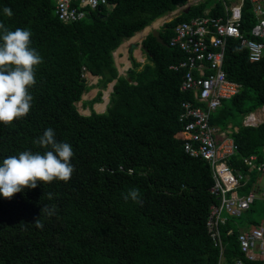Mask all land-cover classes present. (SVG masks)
<instances>
[{"label":"trees","instance_id":"obj_1","mask_svg":"<svg viewBox=\"0 0 264 264\" xmlns=\"http://www.w3.org/2000/svg\"><path fill=\"white\" fill-rule=\"evenodd\" d=\"M108 1L113 9L103 6L89 19L67 24L53 0H0V13L4 7L13 11L11 18L0 14V21L12 30L29 28L32 46L44 59L31 89L30 114L12 126L0 124V160L44 151L34 141L52 128L57 141L71 144L75 168L67 183H39L11 200L0 198V264H262L245 256L238 237L264 224V201H255L240 218L228 217L221 227L223 253L211 238L207 223L212 206L220 204L211 192L212 168L186 153L180 122L183 103L202 105L181 90L184 72L171 69L186 59L169 45L175 27L205 15L213 4L212 15H224L221 4L207 1L166 23L161 36L167 46L150 34L143 42L150 63L143 66L130 54L131 67L122 76L116 50L187 0ZM243 15L242 31L248 32L255 24L250 3ZM224 70L241 90L212 116L211 124L221 130L264 107V60L251 62L248 49L232 39ZM87 73L100 78L97 85H88ZM114 81L106 112H79L86 92ZM102 98L100 91L89 104ZM233 139L239 150L228 164L247 174L244 159L264 154V123L241 126ZM257 176L238 192L251 193ZM132 188L139 190V202L125 199ZM44 206H55V213L42 216L44 227L38 229L34 223Z\"/></svg>","mask_w":264,"mask_h":264},{"label":"built area","instance_id":"obj_2","mask_svg":"<svg viewBox=\"0 0 264 264\" xmlns=\"http://www.w3.org/2000/svg\"><path fill=\"white\" fill-rule=\"evenodd\" d=\"M56 14L67 24L89 19L92 13L110 6L108 0H53ZM225 15L221 17H198L179 23L169 41L186 55V59L171 66L177 72H184L181 90L193 93L195 101L185 102L180 122L187 135L185 151L193 158L207 161L213 172L215 184L211 192L219 198L220 204L211 208L207 227L212 240L223 253L221 227L226 225V212L233 218L242 217L257 199L251 192L241 195L238 191L245 185L246 175L235 172L228 164L229 158L237 151L234 143L217 142V130L211 124L213 113L222 106L224 100L235 97L241 85L230 81L224 70L227 46L236 39L249 52L253 63L264 60V0H221ZM251 3L259 20L251 30V38L242 32L243 8ZM86 68H84V73ZM249 170L264 174V156L252 155L244 159ZM132 172V171H130ZM264 197V191L261 193ZM233 235V230L228 231ZM238 240L241 250L250 261L264 264V224L257 228L241 230ZM181 264V263H176ZM200 264V263H194ZM235 264H244L238 260Z\"/></svg>","mask_w":264,"mask_h":264},{"label":"clouds","instance_id":"obj_3","mask_svg":"<svg viewBox=\"0 0 264 264\" xmlns=\"http://www.w3.org/2000/svg\"><path fill=\"white\" fill-rule=\"evenodd\" d=\"M0 14L11 18L13 11L4 7ZM32 35L29 28L12 30L0 21V124L12 126L26 118L32 109L31 89L37 84V70L44 62L40 52L32 46ZM34 143L44 151L24 150L0 160V198L11 200L26 189H36L39 183L70 181L75 171L71 144L57 141L52 128L45 129ZM125 199L139 202V190L129 189ZM54 213L55 206L42 207L35 227L42 229L41 217Z\"/></svg>","mask_w":264,"mask_h":264},{"label":"crops","instance_id":"obj_4","mask_svg":"<svg viewBox=\"0 0 264 264\" xmlns=\"http://www.w3.org/2000/svg\"><path fill=\"white\" fill-rule=\"evenodd\" d=\"M207 1H211V0H187V2L183 5H179L174 11L164 15L163 17L161 18H158L157 20H155L150 26H148L149 28L146 29L144 32H139L137 33V35L133 36L132 38H130L129 40H126L117 50L116 52L114 53V59H115V63H116V67L118 68L119 70V73H120V66L122 64H127L128 65V68H129V61H130V54H132L134 56V58L138 61V62H141L143 61V52L147 53L146 51L142 50V46L144 45V40L150 35H154V32L155 31H158L160 34H162V28L165 26L166 23H169L171 21H173L175 18L181 16V15H186V16H189L191 11L201 5L202 3H206ZM217 2L219 4H221V7L223 8V12H224V15H225V6L223 4V2L221 0H217ZM249 3V2H248ZM251 4V3H250ZM115 5L113 4H110V6H108L107 8H114ZM252 6V13H253V16H254V19H255V24L257 23V21L259 20V17L256 16V14L254 13V8H253V5L251 4ZM185 8V9H184ZM216 8V4H213L211 5V8L210 9H207L205 11V15L203 16H195L194 18H198V17H221V16H224V15H219V16H213L212 13H211V9H214ZM184 9V11L176 16L174 19L166 22L164 21V23L162 24L163 27L161 28L158 27V29H155L153 30V27H155V25L158 23V24H161V21L162 19H165L168 15H172V14H177L180 10ZM243 13H244V8H243ZM223 14V13H222ZM244 16V15H243ZM192 17V19H194ZM191 19V20H192ZM254 24V25H255ZM254 27V26H253ZM252 27V28H253ZM147 28V27H146ZM243 28V26H242ZM252 28L250 29V31L248 32H245L244 30L242 31L243 34H244L246 37H250L251 38V30ZM162 37V36H161ZM133 44H137L139 45L138 46V49H135L133 52L131 51V46ZM145 46V45H144ZM246 48V47H245ZM249 53V52H248ZM130 69V68H129ZM121 75V74H120ZM90 77L91 79L92 78H96L97 80H99L100 78L99 77H95L93 76L91 73H88L87 74V77ZM97 84H94L92 86H95ZM241 90V89H240ZM240 92V91H239ZM230 100V99H229ZM229 100H224V101H229ZM223 104V102H222ZM221 108V107H220ZM219 108V109H220ZM218 109V110H219ZM216 110L213 115L218 111ZM212 115V116H213ZM264 123V107L262 108H258L256 111H254L253 113H251L250 115L246 116V117H236V118H233V122L229 123L227 128L225 130H221L220 128H217L215 126H213L216 130H217V142L219 144H222L224 142H228V143H234V139H233V135L237 132H239L240 130V127L241 126H246V127H258L260 125H262ZM187 137V135H186ZM238 147V146H237ZM239 150V148H237V151ZM237 151L233 154L235 155L237 153ZM232 155V156H233ZM231 156V157H232ZM252 156V155H251ZM264 156V154L262 155V157ZM230 157V158H231ZM259 157V156H258ZM249 169V168H248ZM237 172V171H236ZM258 174V178H257V181L258 183L255 184L252 192L255 193V195H257V198H260L262 195L261 193L264 191V187L261 188V182L262 180L264 179V174L258 172V171H255V170H248L247 174L246 175V180H245V184L247 182H249L252 178V175H256ZM245 186V185H244ZM243 186V187H244ZM243 187L241 189H243ZM260 188L262 189L261 193H259V190ZM224 217L228 218L230 216H228V214L225 212L224 213ZM245 230V229H244Z\"/></svg>","mask_w":264,"mask_h":264},{"label":"rangeland","instance_id":"obj_5","mask_svg":"<svg viewBox=\"0 0 264 264\" xmlns=\"http://www.w3.org/2000/svg\"><path fill=\"white\" fill-rule=\"evenodd\" d=\"M184 9L180 10L177 14L168 15L165 19H162L161 24H158L157 23L155 25V27H153V30L158 29V27H160V26L162 28L163 27L162 24L164 23V21L168 22V21L174 19L176 16L180 15L184 11ZM143 54H144V56H143L142 65L144 66V65H146L147 63H150V62L148 60V56L146 55V53L143 52ZM129 63H130V61H129ZM130 67H131V63L129 65V68ZM129 68H128V65L127 64H122L120 66V73L119 74H121L122 76H127V72L129 70ZM86 79L88 80V85L89 86H92L94 84H98V80L96 78L95 79L94 78L91 79L88 76V77H86ZM100 91L103 92L102 102L95 103L93 105H90L89 103L93 99H95L97 97V95H98V93ZM112 92H113V88H112V85L111 84L105 90H101V89H99L97 87L89 90L88 92H86L83 95L82 101L77 104V107H78L79 112L82 115H85V116H89L91 114L92 110L96 111L97 113H104V112H106L107 107H108L109 102H110V96H111V93ZM256 201H257V204H260L264 200L263 199H260V198H257ZM253 206H255V204ZM249 216H250V219L251 220H256V218H257L256 213H250ZM262 217H264V216H262ZM252 227L253 226L247 227V228H252Z\"/></svg>","mask_w":264,"mask_h":264},{"label":"water","instance_id":"obj_6","mask_svg":"<svg viewBox=\"0 0 264 264\" xmlns=\"http://www.w3.org/2000/svg\"><path fill=\"white\" fill-rule=\"evenodd\" d=\"M149 27H147V28H145L142 32H144L146 29H148ZM137 35V34H136ZM154 37H156V39H157V41L160 43V44H162V45H164V46H167V43L164 41V39L161 37V34L158 32V31H155L154 32ZM138 46L139 45H137V44H133L132 46H131V51L133 52L135 49H138ZM142 50H144V51H148L147 50V48L143 45L142 46ZM116 84V81H114L111 85H112V88L114 87V85ZM261 188H263L264 187V179L262 180V182H261ZM260 188V190H259V193H261V191H262V189Z\"/></svg>","mask_w":264,"mask_h":264},{"label":"bare ground","instance_id":"obj_7","mask_svg":"<svg viewBox=\"0 0 264 264\" xmlns=\"http://www.w3.org/2000/svg\"><path fill=\"white\" fill-rule=\"evenodd\" d=\"M85 76H87V74Z\"/></svg>","mask_w":264,"mask_h":264}]
</instances>
